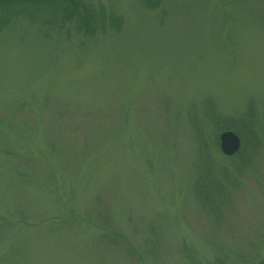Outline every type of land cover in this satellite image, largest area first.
Listing matches in <instances>:
<instances>
[{"label": "rangeland", "instance_id": "374dc122", "mask_svg": "<svg viewBox=\"0 0 264 264\" xmlns=\"http://www.w3.org/2000/svg\"><path fill=\"white\" fill-rule=\"evenodd\" d=\"M85 3L0 7V264H264V0Z\"/></svg>", "mask_w": 264, "mask_h": 264}, {"label": "trees", "instance_id": "16d2710c", "mask_svg": "<svg viewBox=\"0 0 264 264\" xmlns=\"http://www.w3.org/2000/svg\"><path fill=\"white\" fill-rule=\"evenodd\" d=\"M87 0H0V7L4 6V5H17L20 6L22 8H36V9H40V10H53V11H57L60 10V13L63 14L66 18H73L75 16V14L77 12H80L82 15L85 13L86 11V2ZM28 7V8H27ZM245 120L250 121V125H247V127H245V129H243L244 127H238L235 126L234 124L231 123H222L223 126L220 127V131H225V130H230V131H235L236 133H242L244 135H250L253 134V136L256 135V131L257 126H256V120L254 116H246ZM221 122H225L221 121ZM219 122V123H221ZM248 124V123H247ZM254 127L255 129L253 130ZM245 130V131H244ZM250 133V134H248ZM243 140V139H242ZM248 141H254V143H258L260 141H262V138L259 139V137H256L254 139H251L250 137L247 138ZM247 143V142H245ZM248 145V143L246 144ZM243 153V150L240 151V153H238L236 156H240V154Z\"/></svg>", "mask_w": 264, "mask_h": 264}, {"label": "water", "instance_id": "95a60500", "mask_svg": "<svg viewBox=\"0 0 264 264\" xmlns=\"http://www.w3.org/2000/svg\"><path fill=\"white\" fill-rule=\"evenodd\" d=\"M220 148L225 156L232 157L241 148V139L233 131H225L220 135Z\"/></svg>", "mask_w": 264, "mask_h": 264}]
</instances>
